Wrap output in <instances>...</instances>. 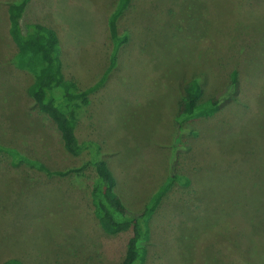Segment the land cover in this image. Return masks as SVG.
<instances>
[{
  "label": "rangeland",
  "instance_id": "obj_1",
  "mask_svg": "<svg viewBox=\"0 0 264 264\" xmlns=\"http://www.w3.org/2000/svg\"><path fill=\"white\" fill-rule=\"evenodd\" d=\"M0 0V143L52 171L89 160L68 154L56 125L28 94L34 76L18 69L8 8ZM119 0H31L21 21L54 29L67 81L79 91L110 66L109 19ZM129 41L106 83L79 113L81 143L96 142L116 192L142 212L170 176L175 118L185 86L201 103L240 91L210 118L184 123L176 183L160 200L144 264H264V0H133L119 19ZM96 173L49 176L0 155V264H121L131 232L105 234L91 191Z\"/></svg>",
  "mask_w": 264,
  "mask_h": 264
},
{
  "label": "trees",
  "instance_id": "obj_2",
  "mask_svg": "<svg viewBox=\"0 0 264 264\" xmlns=\"http://www.w3.org/2000/svg\"><path fill=\"white\" fill-rule=\"evenodd\" d=\"M132 1H118L117 8L109 19L110 37L113 42L110 66L99 82L84 91H79L74 83L65 78L61 61V43L57 32L40 23H30L25 28L22 27L21 21L31 0H17L10 4L9 34L18 48L13 64L34 76V82L28 88L29 96L34 100L39 112L56 125L65 151L73 157H81L88 152L90 158L79 167L52 171L40 161L32 160L17 149L7 148L1 143L0 155H6L11 159L13 166L24 164L49 176L61 178L71 175L82 177L86 171L93 169L96 179L92 186L91 200L103 232L109 236L131 232L126 255L121 264H144L147 256L144 244L150 238L149 223L160 200L172 185L180 182L185 185L190 183L188 178L181 177L176 171L180 152L187 148L183 145L180 134L183 124L196 118L213 117L225 109L230 104V100L236 99L240 91V82L238 72L234 71L228 88L203 103L200 101L204 91L198 81H191L185 86L184 97L179 103L175 118L170 176L142 212H131L116 192L117 179L109 163L101 157L100 145L92 141L81 143L77 136V126L81 109L90 104L89 96L106 83L110 73L117 67L121 47L129 41L127 35H119L118 22L129 9ZM4 264L22 263L18 259H10Z\"/></svg>",
  "mask_w": 264,
  "mask_h": 264
}]
</instances>
